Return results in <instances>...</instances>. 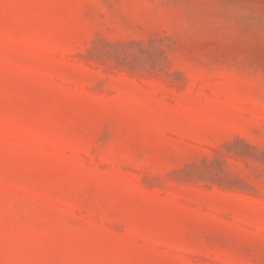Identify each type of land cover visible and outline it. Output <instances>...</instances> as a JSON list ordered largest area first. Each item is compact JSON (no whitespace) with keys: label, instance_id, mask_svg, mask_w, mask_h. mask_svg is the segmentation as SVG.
<instances>
[{"label":"rangeland","instance_id":"1","mask_svg":"<svg viewBox=\"0 0 264 264\" xmlns=\"http://www.w3.org/2000/svg\"><path fill=\"white\" fill-rule=\"evenodd\" d=\"M0 264H264V0H0Z\"/></svg>","mask_w":264,"mask_h":264}]
</instances>
